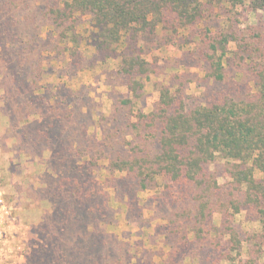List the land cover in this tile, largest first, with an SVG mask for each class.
<instances>
[{
    "label": "trees",
    "instance_id": "16d2710c",
    "mask_svg": "<svg viewBox=\"0 0 264 264\" xmlns=\"http://www.w3.org/2000/svg\"><path fill=\"white\" fill-rule=\"evenodd\" d=\"M258 13L264 0H0L3 136L39 167L25 194L44 205L28 264H264ZM163 46L180 70L156 67ZM85 72L107 112L73 86Z\"/></svg>",
    "mask_w": 264,
    "mask_h": 264
},
{
    "label": "rangeland",
    "instance_id": "374dc122",
    "mask_svg": "<svg viewBox=\"0 0 264 264\" xmlns=\"http://www.w3.org/2000/svg\"><path fill=\"white\" fill-rule=\"evenodd\" d=\"M259 19L264 23V14L251 15L247 20V24H255ZM179 54L175 49L163 46L159 50L153 51L152 58L154 57L158 60L157 68L158 66H162V68L169 66L166 69V73L176 72L180 69L173 67L174 59L171 61L170 58H176ZM160 78L162 77H159V80H161ZM153 80H156V77L151 75V81ZM79 83L91 84L94 91L93 96L102 104L103 111L107 112L109 110L110 100L106 96L108 88L102 84L97 85L92 83L89 72L83 73L80 79L73 83V86H77ZM194 86V84L189 85L188 94L197 95ZM145 94L146 105L144 110L148 112L151 109V104L157 99V92L153 90L151 83L146 84ZM6 126L7 119L2 117L0 113V187L6 201L11 204L17 221L21 224L20 232L22 237H20V247L22 248V256L15 258V264H28L27 256L30 253L34 238L33 229L39 223L44 205L40 204L39 206L35 200L28 198L25 190L29 184H33L36 188L39 187V167L30 163L25 157H21L19 160L13 158L14 154L8 151L10 143L6 145L7 140L3 136ZM4 145L6 146L4 147ZM236 224L246 232L257 231L259 229L258 223L245 220L242 214L236 216Z\"/></svg>",
    "mask_w": 264,
    "mask_h": 264
},
{
    "label": "built area",
    "instance_id": "2783aa9c",
    "mask_svg": "<svg viewBox=\"0 0 264 264\" xmlns=\"http://www.w3.org/2000/svg\"><path fill=\"white\" fill-rule=\"evenodd\" d=\"M20 229L21 224L0 187V264H15V258L22 256Z\"/></svg>",
    "mask_w": 264,
    "mask_h": 264
}]
</instances>
